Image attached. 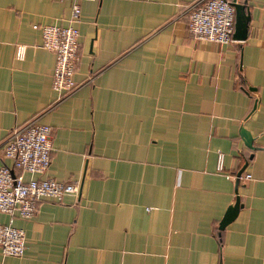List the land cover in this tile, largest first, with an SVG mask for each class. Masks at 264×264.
Returning a JSON list of instances; mask_svg holds the SVG:
<instances>
[{
  "label": "crops",
  "instance_id": "obj_1",
  "mask_svg": "<svg viewBox=\"0 0 264 264\" xmlns=\"http://www.w3.org/2000/svg\"><path fill=\"white\" fill-rule=\"evenodd\" d=\"M197 1H81L80 88L54 106V54L32 26L67 24L72 0H0V143L32 119L49 125L50 165L23 178L78 186L14 219L26 249L0 264H264V0H236L248 33L226 44L188 31Z\"/></svg>",
  "mask_w": 264,
  "mask_h": 264
},
{
  "label": "built area",
  "instance_id": "obj_2",
  "mask_svg": "<svg viewBox=\"0 0 264 264\" xmlns=\"http://www.w3.org/2000/svg\"><path fill=\"white\" fill-rule=\"evenodd\" d=\"M72 0L67 24H34L40 31V46L54 54L51 87L57 92L54 106L72 96L79 88L73 74L78 60L79 31L75 26L81 13L80 2ZM235 9L229 0H198L188 13V31L196 40L214 43H233ZM26 45L16 46V59H23ZM52 129L37 119L14 127L0 143L4 156L12 166H0V213L9 216L0 223V251L4 256L21 257L26 249L23 229L16 227L14 219L32 218L42 198L60 201L65 195H76L77 184L57 181L49 177L24 180L22 173L43 174L50 165ZM223 154L218 155L216 171L221 173ZM17 170L18 172H15ZM245 178H250L249 174Z\"/></svg>",
  "mask_w": 264,
  "mask_h": 264
},
{
  "label": "water",
  "instance_id": "obj_3",
  "mask_svg": "<svg viewBox=\"0 0 264 264\" xmlns=\"http://www.w3.org/2000/svg\"><path fill=\"white\" fill-rule=\"evenodd\" d=\"M229 2L235 9L234 32H233L232 37L233 39L237 41H243L246 39L247 33H248V24H249V19H250L249 11L246 8L245 2L239 3L236 0H231ZM246 88L248 91L254 93L256 96L255 89L253 87L246 86ZM257 102H258V98L256 96L253 109L256 107ZM240 136L245 146L249 147L250 149H254V146L252 145L253 137L250 135V133L247 130L241 128ZM244 168L245 166H243L236 174V179H235L236 188L238 186L239 177L242 171L244 170ZM240 206L241 205L239 202V198L236 196L233 204H231L227 208L221 220L219 221V224H218L219 230L224 229V227L235 218Z\"/></svg>",
  "mask_w": 264,
  "mask_h": 264
},
{
  "label": "trees",
  "instance_id": "obj_4",
  "mask_svg": "<svg viewBox=\"0 0 264 264\" xmlns=\"http://www.w3.org/2000/svg\"><path fill=\"white\" fill-rule=\"evenodd\" d=\"M215 235L218 240L219 245L222 243V230H219L218 228L215 229Z\"/></svg>",
  "mask_w": 264,
  "mask_h": 264
}]
</instances>
